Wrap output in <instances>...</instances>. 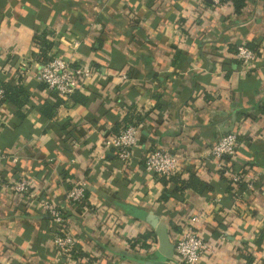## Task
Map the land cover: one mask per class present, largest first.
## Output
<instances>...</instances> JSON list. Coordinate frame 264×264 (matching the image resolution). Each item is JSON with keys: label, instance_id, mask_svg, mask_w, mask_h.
I'll list each match as a JSON object with an SVG mask.
<instances>
[{"label": "crops", "instance_id": "0c3cea01", "mask_svg": "<svg viewBox=\"0 0 264 264\" xmlns=\"http://www.w3.org/2000/svg\"><path fill=\"white\" fill-rule=\"evenodd\" d=\"M200 4L0 0V80L24 91L19 104L7 100L0 107V175L4 182L15 172L37 180L29 203L0 189V264H79L80 253L97 249L89 264H147L154 254L136 252L103 224L110 209L134 234L155 229L129 209L155 213L173 240L204 208L198 232L207 240L226 239L201 264H248L246 251L264 264V241L255 244L264 233V0H246L240 12L234 4ZM39 37L50 43L48 56L74 54L76 63L95 68L86 89L64 99L47 88L38 76ZM77 37L84 42L74 53L67 42ZM242 42L259 53L251 72L238 66ZM21 60L31 72L16 79ZM135 119L138 142L132 158L121 161L102 137ZM232 125L239 139L230 165L257 178L254 189L239 193L227 192L219 162L208 152ZM150 145L179 158L181 178L196 174L213 189H187L164 200L173 184L144 168ZM80 179L89 182L95 213L82 215L66 197ZM46 188L69 213L63 228L78 241L70 256L53 243L56 227L39 206Z\"/></svg>", "mask_w": 264, "mask_h": 264}, {"label": "built area", "instance_id": "2783aa9c", "mask_svg": "<svg viewBox=\"0 0 264 264\" xmlns=\"http://www.w3.org/2000/svg\"><path fill=\"white\" fill-rule=\"evenodd\" d=\"M207 1L199 0V3H201L200 5H207ZM212 1L216 5H221L222 3L233 4L232 0ZM83 42L82 38L77 37L69 40L67 46L75 53ZM236 55L239 60V69L243 72H251L256 68L259 53L247 43L242 42L237 45ZM75 60L74 54L71 57L55 55L50 60L37 64L38 76L41 81L48 89L56 92L64 99H70L77 91L86 89L95 74V68L92 65L76 63ZM31 68L27 61L21 60L15 66L13 74L16 79H23L31 72ZM121 77L127 78V74H122ZM5 95L6 89L0 80V107L5 102ZM139 129L138 122L134 120L115 135H109L105 131L102 137V143L113 151L119 160L127 161L133 156V148L138 142ZM238 139L239 133L236 130L225 132L212 144L208 151L215 160H218L219 168L228 177V180L230 179L233 182L242 181V174L227 164L224 158L226 156L232 157L236 154ZM143 156L144 168L148 172L166 177L178 173L179 158L165 147H154L150 145L144 151ZM262 174L264 176V171ZM254 179L256 180L257 178ZM255 180L248 179L247 189L255 188ZM36 181V177L31 174L15 172L8 181L4 182L0 175V189L3 188V190L13 193L21 202L29 203L35 195L33 188L36 185ZM88 188L89 182L87 180L80 179L74 181L66 192V197L70 201V204L75 206V204L86 202L89 198L87 196ZM39 206L49 216L53 225L56 227L53 235V243L63 254L67 253L70 256L76 248L78 241L72 233L65 231L67 226L63 228L68 223L69 213H66L57 198L48 192V188L45 189V194L40 198ZM81 212L82 215L85 213L84 210ZM89 212L95 213L96 211H94V207L90 206ZM206 216L207 211L205 208L192 214L185 222L182 232L176 233V237L173 239L175 243V254L170 259L171 264H201L226 239L225 235H221L219 238L207 240L198 232L197 225L203 222ZM120 218V214L119 218L116 215L110 217L108 222L110 226L109 230L113 234L116 232L118 235H121L123 241L130 242L131 245V242L135 241L137 234L130 233L128 229H123ZM138 248L140 246L136 244L133 249L137 250ZM157 248L158 244L152 246L153 250ZM154 253L155 251L150 254L153 255ZM260 263H262V260H257L256 264ZM82 264H89L88 258L83 259Z\"/></svg>", "mask_w": 264, "mask_h": 264}, {"label": "trees", "instance_id": "16d2710c", "mask_svg": "<svg viewBox=\"0 0 264 264\" xmlns=\"http://www.w3.org/2000/svg\"><path fill=\"white\" fill-rule=\"evenodd\" d=\"M233 4L235 6V9L237 12H240L241 9L245 6L246 4V0H232ZM207 3H209V1H207ZM39 44H40V48L39 51L37 52V56L38 59H40L41 62H46L48 60H50L52 58V56H48L47 55V51L50 47V43L47 42V40L43 37H39V39H37ZM251 47V46H250ZM252 48V47H251ZM255 49V48H253ZM237 50V47H236ZM256 50V49H255ZM238 64H239V60H238ZM239 66V65H238ZM5 89H6V95H5V101H14L16 103L19 104V100L21 99V96L23 98L24 96V91L22 89V85H20L19 83H10V82H2ZM78 93V91L76 92ZM75 93V94H76ZM21 101V100H20ZM85 101V100H83ZM47 106V105H46ZM52 107L54 108L55 105H51L49 106V111L50 109H52ZM47 107L44 108V111L46 114H49V112L47 111ZM136 120V119H135ZM134 120H130V121H123V123L118 124L115 127V131L114 132H110L109 135H115L117 134L122 128L126 127L127 125L131 124ZM227 162V164H231L230 161V157L226 156L224 158ZM231 166V165H230ZM234 168V167H232ZM235 169V168H234ZM242 174V181H238V182H233L230 179L228 180V177L224 174V172L222 171V178L224 180L227 181V192H242L245 191L247 189V183H248V179L245 177V175L243 173ZM161 179L163 180V182L165 183V185H168L169 183H172L173 188L171 190L166 189L163 193V199L166 200L168 199L170 196L173 195H182L184 193L185 190L187 189H192L198 193H204L207 190H212L213 186L211 184H209L208 182H206L205 180H202L200 177H198L196 174H192L190 175V177L188 179H184L181 178V176L179 175V173H176L173 176L170 177H166V176H160ZM88 196V193H87ZM73 206V210H79V211H85V213L89 212L90 206L92 207V205L89 203L88 199L86 202H82L79 204H75L72 205ZM108 215L111 217L113 216H117L119 218V213H117L115 210H111L108 212ZM107 217L105 221H103L104 225L108 227V230L110 229L109 226V219L110 217ZM176 235L174 236L175 239ZM264 241V233H260L259 236H257V238L255 239V244L257 246L261 245ZM159 243L158 240V235L157 233L154 231H148V232H144V233H138L135 241L131 242V246L134 248L135 245H139L140 248H138L137 250H135L136 252L139 253H144V254H150L153 253L155 250L152 249L153 245H157ZM99 249H97L98 251ZM97 251L91 252V254H84L80 253L79 255V264L83 263V259L88 258V262L89 260H93L95 257H97L96 255H98ZM93 256V257H92ZM244 257L247 260L248 264H256L257 263V259L255 257V255H253L252 252H248L246 251L244 253ZM81 258V259H80ZM91 258V259H90ZM97 264V263H96ZM109 264V262L107 263Z\"/></svg>", "mask_w": 264, "mask_h": 264}, {"label": "water", "instance_id": "95a60500", "mask_svg": "<svg viewBox=\"0 0 264 264\" xmlns=\"http://www.w3.org/2000/svg\"><path fill=\"white\" fill-rule=\"evenodd\" d=\"M212 1V0H208ZM234 129V125L226 128L224 131L229 132ZM127 208V207H126ZM129 214L136 217L145 218L154 227L159 240L158 248L155 250L154 256L156 260L147 261V264H164L172 259L175 254V243L171 239L166 223L161 221L155 213H147L145 211L135 212L134 209H129Z\"/></svg>", "mask_w": 264, "mask_h": 264}]
</instances>
